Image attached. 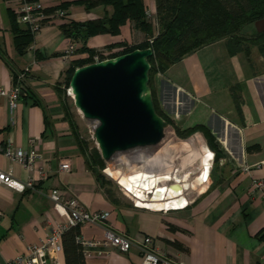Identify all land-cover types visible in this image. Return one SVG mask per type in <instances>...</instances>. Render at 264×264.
Returning <instances> with one entry per match:
<instances>
[{
    "label": "crops",
    "instance_id": "1",
    "mask_svg": "<svg viewBox=\"0 0 264 264\" xmlns=\"http://www.w3.org/2000/svg\"><path fill=\"white\" fill-rule=\"evenodd\" d=\"M19 1L0 0V86L9 87L12 71H23L22 84L36 102L20 94L10 114L6 98L0 95V145L10 137L13 146L26 148L32 138V147L40 152L41 160L25 168L0 152V169L10 170L22 182L33 179L32 185L22 190L0 183V261L24 253L27 244L39 242L51 224L63 218L48 197L49 188L56 186L64 194L76 196L88 210L106 211L102 222L78 224L81 238L100 240L106 229L129 236L147 234L159 250L181 264H259L264 257V189L251 191V181L264 179V56L256 47L253 45L256 55L252 54V46L248 55L242 51L229 54L224 39H216L153 75L152 85L162 111L180 128L203 124L220 152L216 160H212V155L211 163L208 162L205 180L200 179L206 173L201 165L188 181L184 174L178 176L162 168L164 173L177 177H172L175 182L187 184L182 189L185 202L181 205L175 207L176 199H168L167 194H151L147 198L142 194L135 199L141 205H134L117 190L112 199L106 195L85 165L62 116V93L56 89L65 87L63 75L69 61L85 54L76 50L80 41L61 32V17L46 18L18 53L11 26L26 28L14 19ZM142 1L150 19L154 0ZM39 2L44 9L68 2L64 16L76 20L98 18L112 10L109 4L96 3L85 8L74 0ZM145 36L132 20L126 19L117 33L92 34L85 45L107 56L121 48L120 43H137ZM69 43H73V50L67 54ZM196 131L199 130L192 133ZM202 138L204 143L191 163L196 164L206 151L213 152L203 135ZM135 157L145 161L140 154ZM147 158L151 160L145 164L147 169L154 173L161 169L159 164H152L156 161L152 156ZM61 161L68 162L67 169L58 167ZM181 168L178 164V171ZM123 178L120 176V182L126 186ZM172 178L164 184H170ZM170 205L174 207L162 209ZM54 257L53 262L45 264H64L61 250ZM84 261L140 264V254L133 245L121 250L97 244Z\"/></svg>",
    "mask_w": 264,
    "mask_h": 264
},
{
    "label": "trees",
    "instance_id": "2",
    "mask_svg": "<svg viewBox=\"0 0 264 264\" xmlns=\"http://www.w3.org/2000/svg\"><path fill=\"white\" fill-rule=\"evenodd\" d=\"M89 8L96 3L109 4L111 12L101 17L86 20H76L66 16L59 23L61 32L72 40L80 41L76 50L85 52L71 59L64 70L63 85L68 86L70 74L75 66L92 61V55L97 52L99 58L104 57L98 50L85 45L88 36L98 32L117 33L119 25L126 19L132 20L133 24L146 33L145 38L137 43H120L121 48L110 52L107 57L118 53L130 51L135 47L149 46L152 53L146 57L149 62L147 71V85L150 89L153 109L174 130L176 136L187 137L195 130H199L206 145L213 152H220L208 129L200 123L180 128L160 108L152 77L156 72H162L169 64L179 60L183 55L192 50L223 38L226 50L229 54L242 51L248 55L251 46L264 56V31L256 32L254 28L250 33L242 34L241 29L260 16L264 15V0H154L155 31L149 18L146 17L142 0H74ZM68 2H61L57 6L44 9L46 13L55 8H64ZM13 45L18 53L31 41L32 33L27 28H20L12 24ZM12 82L15 81L16 72H11ZM20 94L36 99L29 93L27 87L19 82ZM64 88H57L61 95L62 116L68 122L79 151L82 153L84 163L93 173L94 179L103 188L106 195L112 199L114 188L112 182L102 172L104 161L100 157L95 145L89 146L85 137L78 131V125L73 117L66 100ZM68 97V96H67ZM79 235L78 225H70L60 235L61 251L64 264H85L84 255L80 244L76 240Z\"/></svg>",
    "mask_w": 264,
    "mask_h": 264
},
{
    "label": "water",
    "instance_id": "3",
    "mask_svg": "<svg viewBox=\"0 0 264 264\" xmlns=\"http://www.w3.org/2000/svg\"><path fill=\"white\" fill-rule=\"evenodd\" d=\"M264 31V15L252 21ZM149 46L75 66L68 80L73 106L90 123L104 162L121 152L152 151L171 127L155 112L147 85ZM212 160L219 157L212 152ZM176 186L175 181L170 183Z\"/></svg>",
    "mask_w": 264,
    "mask_h": 264
},
{
    "label": "built area",
    "instance_id": "4",
    "mask_svg": "<svg viewBox=\"0 0 264 264\" xmlns=\"http://www.w3.org/2000/svg\"><path fill=\"white\" fill-rule=\"evenodd\" d=\"M147 13V10H145ZM65 15V9L57 7L53 11L46 13L39 0H20L14 8V19L18 23H22L32 33H36L46 18H59ZM153 31H155L154 15L150 18ZM73 50V43H69L66 47L67 54ZM104 55V54H103ZM107 57V56H104ZM103 58V57H102ZM101 59L99 54L95 52L92 55V61ZM23 77V71L16 73L15 81L9 87L0 86V95L6 98L9 113L12 114L15 100L20 95L19 82ZM65 93L71 96L68 86L65 87ZM9 121L12 122V115H9ZM0 152L12 161L20 163L25 168H31L35 161L41 160L39 151L32 147V138L28 139V147H15L12 145L10 137H6L3 144L0 145ZM60 169H67L68 162L61 161L58 164ZM207 173L202 174L201 180H205ZM32 178L25 182L19 181L12 176L10 170L0 169V183L5 184L15 190H22L25 186H31ZM122 193L127 196L134 205H139L134 200L133 192L127 188H120ZM264 189V179L254 178L251 181V191L262 192ZM48 197L51 200L53 209L59 216L63 218L56 220L51 224L50 230L37 243L26 245L24 253L16 254L11 258L0 261V264H45L46 261L53 262L54 254L61 250L60 235L61 232L70 225H78L82 222H102L106 217L104 210H88L80 200L74 195L64 194L58 187L49 188ZM146 207V206H145ZM167 206L162 209H167ZM76 240L80 244L82 254L89 255L92 248L97 244L113 245L121 250H126L133 245L140 254V264H181L179 261L166 255L159 250L153 243L151 236L147 234H138L129 236L119 232L106 229L100 240L84 239L80 235L76 236ZM264 264V257L259 261Z\"/></svg>",
    "mask_w": 264,
    "mask_h": 264
},
{
    "label": "rangeland",
    "instance_id": "5",
    "mask_svg": "<svg viewBox=\"0 0 264 264\" xmlns=\"http://www.w3.org/2000/svg\"><path fill=\"white\" fill-rule=\"evenodd\" d=\"M252 29L253 26L251 23H249L245 25L240 32L242 34H247L250 33ZM252 54H257L254 46H252ZM69 103L74 114H76L74 119L78 124V130L80 134L86 138L89 146L95 145L91 133L90 123L82 119L80 113L73 106L71 96H69ZM201 142L204 143V140L199 131H196L187 137L180 138L175 135L173 128L168 126L165 129L163 139L154 150L149 151L147 149H139L134 152L118 153L110 161L104 162V166L100 170L107 178L111 180L114 190H117L120 192V194H123L120 188L128 187L124 186V184L120 182V176H130L134 171L146 167L145 164L136 160L135 156L137 154H151L156 160L154 163L152 162L153 165L159 164L161 169H169L171 172H173V174L178 176H182L184 174V178L188 181L192 179L194 175H196L200 167L197 163H191V160H193L195 154L198 152ZM178 164L182 167L180 171L177 169ZM108 168L114 170L115 173H113V175L109 174L107 172ZM165 181L166 180L161 183H164ZM173 181L174 179L172 178V180L169 182ZM185 191L191 193L190 189H186Z\"/></svg>",
    "mask_w": 264,
    "mask_h": 264
},
{
    "label": "bare ground",
    "instance_id": "6",
    "mask_svg": "<svg viewBox=\"0 0 264 264\" xmlns=\"http://www.w3.org/2000/svg\"><path fill=\"white\" fill-rule=\"evenodd\" d=\"M203 154H205V159H203ZM199 156V159L197 160V164L201 165L203 168V172L206 168V173L209 168V163H211V157L212 153L211 151H206ZM142 157H144L145 161L140 160V158L136 159L140 161L143 164H150L151 160L147 157L152 156L151 154H140ZM139 156V155H138ZM142 159V158H141ZM204 160V161H203ZM209 162V163H208ZM205 164V166H204ZM107 172L109 174L114 173L115 171L108 168ZM177 178L175 175H171L169 173H164L162 169H158L156 173L150 171L146 167L134 171L130 176H124L122 179L126 186L129 187V189L132 190L134 195V200L138 197H140L142 194L145 195V198H147L149 195L153 194L155 197L161 196L163 194L168 195V199H176L174 202V206H179L182 203L185 202L184 197L182 196V189L187 187V184H179V182H176V186L171 184H164L161 183L163 180H168L170 178ZM128 189V188H127ZM128 189V190H129ZM137 195V196H136ZM136 201V200H135ZM137 202V201H136ZM137 204H139L137 202ZM141 205V204H139ZM145 206V205H144Z\"/></svg>",
    "mask_w": 264,
    "mask_h": 264
}]
</instances>
